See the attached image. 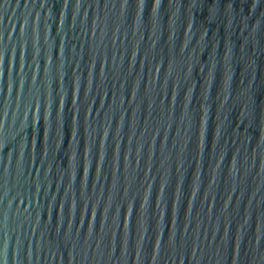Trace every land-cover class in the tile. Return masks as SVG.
<instances>
[{
	"label": "water",
	"instance_id": "1",
	"mask_svg": "<svg viewBox=\"0 0 264 264\" xmlns=\"http://www.w3.org/2000/svg\"><path fill=\"white\" fill-rule=\"evenodd\" d=\"M0 264H264V0H0Z\"/></svg>",
	"mask_w": 264,
	"mask_h": 264
}]
</instances>
